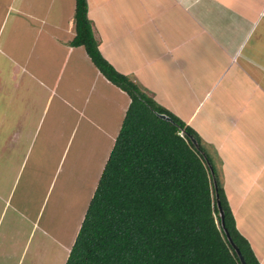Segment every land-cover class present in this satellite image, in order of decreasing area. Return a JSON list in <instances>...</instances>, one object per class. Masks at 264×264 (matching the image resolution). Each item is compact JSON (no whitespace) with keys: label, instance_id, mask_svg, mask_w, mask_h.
Returning a JSON list of instances; mask_svg holds the SVG:
<instances>
[{"label":"crops","instance_id":"1","mask_svg":"<svg viewBox=\"0 0 264 264\" xmlns=\"http://www.w3.org/2000/svg\"><path fill=\"white\" fill-rule=\"evenodd\" d=\"M75 7L0 0V264H43L52 243L61 253L49 264L66 263L131 102L84 46L70 45ZM88 8L104 57L208 147L228 152L224 190L264 264L258 234L239 221L250 202L264 216V0H88ZM168 70L178 82L162 76ZM46 154L89 186L76 197L74 231L57 224L61 237L41 223L43 204L30 209L29 179L20 187L25 166L38 172Z\"/></svg>","mask_w":264,"mask_h":264},{"label":"trees","instance_id":"2","mask_svg":"<svg viewBox=\"0 0 264 264\" xmlns=\"http://www.w3.org/2000/svg\"><path fill=\"white\" fill-rule=\"evenodd\" d=\"M88 12L76 0L70 45L131 102L65 264H243L225 229L247 264H261L198 132L104 57Z\"/></svg>","mask_w":264,"mask_h":264},{"label":"rangeland","instance_id":"3","mask_svg":"<svg viewBox=\"0 0 264 264\" xmlns=\"http://www.w3.org/2000/svg\"><path fill=\"white\" fill-rule=\"evenodd\" d=\"M165 75L173 77V81L178 82V73L176 71H165L163 72L162 76ZM202 143H204V146L208 149V151L211 150L210 153L212 154L214 161L220 171V174L223 177L220 161L221 159H224V155L228 154V152H224V150H221L222 148H219L218 146L208 147L204 139L202 140ZM234 149L240 150L243 155H247L249 153L247 151H250L248 148L237 146L234 147ZM47 158L48 157L46 154L44 160L42 161H46ZM227 159L229 161V154L227 155ZM33 172L36 174L34 180H32ZM68 172H70V170L68 171L66 167L58 169L57 162H55L54 159L43 162V165L38 170V172L34 171V169L31 168L30 164H28L25 166V173L20 184L21 188L27 190L25 187V182L27 178L29 179L28 189L30 195L32 196L29 197L30 209H39L43 204L44 213L41 215L43 216V222L41 223H45L46 230H51L56 233L60 229V226L58 227L57 224L65 225L67 229L74 231V220L77 218L80 212L81 205L80 203L76 204V197H78L82 192L86 194L89 188V186L82 185L80 180L74 181L72 177L73 175L68 174ZM229 181L232 183L233 187H235V184H233L232 182V177ZM253 203L250 202L245 204V207H243L240 212L239 221L244 233L247 229L249 234H251L252 232L258 234V236H254L253 244L256 248H259V246H264V235L262 234V232H264V216H262V214L255 213ZM258 211L260 212L261 210ZM59 236L61 237V235ZM57 244L58 243H54L53 245L52 243L49 250L48 244H44V255L41 259L43 261V264H49V261L53 259L54 253H61V249L58 247L60 245ZM262 252H264V250H262Z\"/></svg>","mask_w":264,"mask_h":264},{"label":"water","instance_id":"4","mask_svg":"<svg viewBox=\"0 0 264 264\" xmlns=\"http://www.w3.org/2000/svg\"><path fill=\"white\" fill-rule=\"evenodd\" d=\"M160 116L163 117V118H169V117H168L167 115H165V114H160ZM194 142H196V141L194 140ZM210 168H211L212 173L214 174V170H213V166H212V164H210ZM218 205H219V207H220V214H221V217H222V224L225 225L224 211H223V209H222V207H221V202H220V199H219V198H218ZM225 230H226V232H227V234H228L229 240L232 242V244H233L234 247L236 248V250H237V252H238V254H239V256H240V259H241L242 263H243V264H247V262H246V260H245V258H244V256H243V254L241 253L239 247L234 243L232 237H231L230 234L228 233V230H227V229H225Z\"/></svg>","mask_w":264,"mask_h":264}]
</instances>
